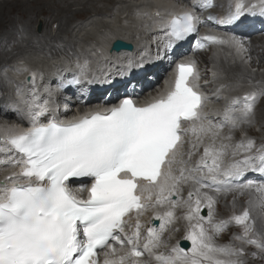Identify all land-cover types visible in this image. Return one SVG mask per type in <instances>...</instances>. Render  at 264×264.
I'll return each instance as SVG.
<instances>
[{"label":"snow or ice","instance_id":"6c2138e0","mask_svg":"<svg viewBox=\"0 0 264 264\" xmlns=\"http://www.w3.org/2000/svg\"><path fill=\"white\" fill-rule=\"evenodd\" d=\"M211 7L212 0H196L191 10L162 24L167 44L198 33L197 10ZM245 15L264 17V0H235L228 15H209L207 21L227 25ZM203 39L238 54L248 51L239 37ZM199 79L195 61L177 63L174 82L158 99L138 105L126 97L67 124L53 119L38 125L46 109L33 112L29 105L32 127L0 142V164L21 167L6 178L11 187L0 184V264H98V249L115 254L111 241L128 250L103 264H264V180L248 178L264 177V142L257 144L245 132L255 122L257 101L264 99V82L229 97L214 121L204 111L208 97L199 91ZM236 131L242 138L233 143ZM85 178L90 186L81 183L77 191L87 192V199H78L72 184ZM229 192L246 195L245 207L218 219V199ZM178 208L184 209L180 216ZM149 209L159 227L145 234L139 218ZM132 213L136 223L129 234L125 217ZM181 220L187 249L180 241L169 244ZM233 225L240 232L218 244L217 237ZM145 253L147 260H141Z\"/></svg>","mask_w":264,"mask_h":264},{"label":"bare ground","instance_id":"6f19581e","mask_svg":"<svg viewBox=\"0 0 264 264\" xmlns=\"http://www.w3.org/2000/svg\"><path fill=\"white\" fill-rule=\"evenodd\" d=\"M130 2L134 10L135 9H138V10L145 9L144 12L142 11L141 14L137 12H136L137 14L136 13L132 14L130 13V11L121 10L122 11L121 15L124 16V18L127 16L130 17V15L131 16L134 15L135 20H133L134 21L133 25L135 27H137L138 25L139 27H142V25L147 24L148 25V26L146 25L147 31L149 32H146V31L145 32L148 34L147 36L148 40L154 39L153 42H155L156 40L158 41L157 33H156L157 31L156 27L158 26L155 25L154 27L150 28L151 31L148 30L152 22V18L151 20L148 19L147 15L145 14L149 12L151 9H156V8H159L161 11H164L166 9H169L170 11H176V10L180 11L183 9L182 7H179V2L174 1V0H130ZM123 3L124 2L117 3L115 0H1L0 1V46L5 43L6 44L3 47V49L0 48V67L2 68L4 67V65H8L10 60L15 58L18 54L22 52L39 51V52H43V54L45 55L49 54L50 56L65 55L66 58L71 57L72 55H75V53L78 54L74 50L73 40L70 38V33H71L70 31H72V29L77 28L79 24L81 25L84 24L83 22H86L89 17H85L86 19L84 18L85 20L84 21L82 20L79 23H76V18L82 17L83 15H89V13L91 14L93 13L94 17L96 16L106 17L107 16L108 18L109 17L112 18L114 17V13L112 15V12H110V9H115L116 7L114 6L118 4L121 5ZM74 6H80L81 9H76L75 11H72V8ZM135 15L138 19L135 18ZM14 16L19 17L17 21L13 18ZM159 22L161 24V22L163 21L160 20ZM160 24H159V27H160ZM35 25L37 27V30L41 31L40 35H37V33H35L36 30L31 31V29ZM52 25H55V28L52 29L51 31V27H53ZM143 33L144 31L142 32V34ZM122 36H120V34L119 35L114 34L111 37H109V39L105 42V44L101 43L99 45V49L102 51V56L109 60V63L107 65L108 68L105 69L101 75H103L105 72L114 71V68L116 67V65L122 64V62H125V60H129L130 58H133V59L135 58V60L133 61L140 64L142 67L144 65L148 66L150 63H151V66L154 67L156 63L160 60L159 56H154V52H153L154 46L151 45L152 41L151 42L142 41L143 43L138 45L137 44L138 42L136 41L137 42L136 43L134 39L130 37H125V35L123 37ZM116 39L135 42L134 52L132 54L113 53L111 56H109L107 54L108 49L111 46V43ZM89 40L86 39L85 41H89ZM253 43L254 45L253 46L251 45V50L253 53L252 54L253 60H251L250 65L251 66L255 64L261 65L264 63V46H262L264 45V43L262 40H257V42H253ZM257 44L259 46L256 47L255 45ZM258 49H261L260 53H258L259 51ZM203 57L204 55H199V58H201L202 61L204 59ZM212 61L215 64V67L218 70L220 69V71L225 74L226 79L229 81L234 80L236 79V77L239 76L238 77L239 79H243L242 82L250 81L252 82V84H254L257 81L264 82V74H253L252 75L250 72H246L244 70L245 68L242 69V67L239 64H234L233 66H231L228 63H226L221 57H218L217 55L213 57ZM99 62L100 61H98V63ZM159 63L160 62H158V64ZM26 64H23V66ZM80 65L75 64L74 65L75 67L71 69L72 72H70V75H68L67 78H65L66 74L62 77V74L58 70V68H55V72L54 70L52 71L53 74L48 73L42 77L37 67L34 66V67L24 68L20 65L21 68L19 67L17 69L18 73L15 71L17 74H19L18 75L19 77H16V76L13 77V82L16 84L15 85L16 89L14 90V96H13L14 98H12V96L10 98L9 94H5V90L3 89L2 80H1L2 78H0L1 100L2 99L4 100L5 98H7L8 104L10 103L11 105L9 108L12 110H15L17 114H21L25 116V118H27L28 122L30 123L28 119L29 105H33L32 107L33 112H38L42 108H45L47 103L50 101L49 95L51 94V92H53L54 90H57V88L55 87L57 86V83H62L65 80L68 81L69 77L72 74L79 73L78 66ZM164 68H162V70ZM29 71H34L35 74H37V80L31 83L30 85H25L22 82L23 77H24V74ZM151 73H154V72H151ZM156 73H159V71ZM113 75H115V73H113ZM146 77H149V75H146ZM251 79H254V80L251 81ZM97 81L98 79L95 80V82ZM134 82H137V81H134ZM146 99L149 101V96H147ZM216 101L217 100H215V102ZM215 102L213 103V105H211V103L209 105L213 107L216 105ZM96 107L98 106L90 107L86 109L85 112H90ZM35 108H38V109H35ZM262 108L264 110V103H263ZM46 111H49V110H46ZM38 120L39 119L37 118V124L39 123ZM13 122L14 121L0 120V142H2L3 138L6 135H15L16 133H19L20 131H22V128L18 126V124L16 123L14 124ZM249 128L250 127L246 126V129H249ZM263 130H264V126H263ZM263 139H264V134H263ZM3 159H5V155L3 153H0V160H3ZM19 168L20 166L14 167L10 164H0V181H3L4 182L3 184H6L8 187H11V180H6V178L11 177L13 173H19ZM74 193L75 195H78L77 191H74ZM234 196H235V193H232V192L224 196L221 195L219 197V202H220L219 207L225 211H229L230 213H232L233 210H235L237 213L242 211L243 208L245 207L246 200L248 197L246 195L241 196V199L239 202H237V200L235 199V209H234L233 208V197ZM152 213L153 212L151 209L146 211L140 218V220H144L142 223L147 222L152 217L151 216ZM134 215L127 217V219L132 218ZM236 232L239 233L240 229H237ZM142 244L143 242H141V245L139 246L141 247L140 248L141 250H142ZM113 247L116 249L115 254L111 253L106 257L105 253H103V261L106 258L111 261H118L119 257L124 255V253L128 250V247H124V246L123 247L113 246ZM140 259L141 260L147 259V254L145 253L144 256H142Z\"/></svg>","mask_w":264,"mask_h":264},{"label":"rangeland","instance_id":"374dc122","mask_svg":"<svg viewBox=\"0 0 264 264\" xmlns=\"http://www.w3.org/2000/svg\"><path fill=\"white\" fill-rule=\"evenodd\" d=\"M115 1L117 3H119V2H124V3L121 5L118 4L115 9H110V12H112V15L114 13V17H112V18L111 17L108 18L107 16L106 17H103V16L94 17L93 13L92 14L89 13V15H83L82 17L76 18V23H79L82 20L84 21L86 19L85 17H89L86 22H83L84 24H82V25L79 24L77 26V28L72 29V31H70L71 32L70 38L73 40L74 50L78 54H80L81 57H85V59H86L85 60L84 58H82V59L78 60L76 64H79V65L81 64V66L83 64L85 66L89 65L91 67V70H95L97 66H96V63H93V62L98 63V61H100V57H102V51L99 49V45L101 43L105 44V42L109 39V37H111L114 34H118V35L120 34V36L125 35V37H130V38L134 39L135 42L137 41L138 43L137 42L136 43L138 45L142 44L144 41L145 42H151L152 41L151 45H153V46L157 45V44H155V43H157L156 41L153 42L154 39L148 40V37H147L148 34L146 32H149V31H147L146 25H142L143 28L139 27V25H138L137 26L138 28H137L133 25V22H134L133 20H135L134 15H132V16L130 15V17L127 16L125 18H124V16L121 15V13H122L121 10L130 11V13H132V14L133 13L135 14L136 12L141 14V12L142 11L144 12L145 9H141V10L135 9L134 10V8H132V4H131L130 0H115ZM131 8H132V10H131ZM76 9H81V7L80 6H74L72 8V11H75ZM13 18L17 21V19L19 17L14 16ZM135 18L138 19L136 17V15H135ZM52 26L53 27H51V31H52V29L55 28V25H52ZM31 31H35V33H37V35H40V32H41L40 30H37L36 25L33 26ZM143 31H144V33H143L144 35L142 34ZM141 36H142V38H141ZM137 37H138V39H137ZM86 39H88V40L90 39V40L85 41ZM5 44L1 45L0 48L3 49ZM84 47L87 48L86 50H87L88 54L91 56L90 59H89V56L87 55V52L84 51V49H83ZM258 50H259L258 53H260L261 49H258ZM82 52H84V53H82ZM224 53L222 51H219V52L217 51L213 55V57L215 55H217L218 57H221L226 63H228L231 66H233L234 64H238V63H233V60L230 59V57L224 56L225 55ZM47 55H49V54H47ZM47 55H46V57H47ZM61 56H62V59L66 58L65 55H61ZM213 57H212V59H213ZM22 59L24 60V62H20V63L14 62V61L22 60ZM251 60H253V58ZM251 60L249 61V59H246L245 63L240 65L242 67V69L245 68L244 70L246 72H250L252 75L253 74H264V63L261 65L255 64V65L251 66L250 65ZM50 61H49V59L47 61L44 60L43 59V52H39V51H28V52H22V53L18 54L15 58L10 60L9 64L11 66L8 64L7 65L8 69L4 70L6 73L5 76L3 77L0 75V78H2L1 80H2L3 89L5 90V94H9L10 98H11V96H12V98H14L13 96H14V90L16 89L15 88L16 84L13 82V77H15V76L19 77L18 76L19 74H17L18 73L17 69L19 67L21 68V66H22L24 68H28V67H34L35 66L39 69V71H45V70L51 68V66L49 67V65H48V62H50ZM58 62H60V61H58ZM88 62H90L91 64H88ZM68 63H69L68 61H62L61 66L62 67L64 65L66 66V64H68ZM23 64H26V65L23 66ZM214 69H215V71L211 72V78H212V80L219 82V85L224 84L225 90H224L223 96H228L230 94H234L237 92H240V93L246 92L249 89H251L250 84H252V82H250V81L249 82H245V81L242 82L243 79H239L238 78L239 76L236 77V79L229 81L226 79L225 74L223 72H221L220 69L218 70L215 67V64H214ZM53 70L55 72V69H53ZM52 71L50 73L53 74ZM70 72H72V71H70ZM70 72H68V74H66V78L68 77V75H70ZM252 80H254V79H251V81ZM257 82H260V81H257ZM257 82H255L254 84H256ZM217 85H218V83H217ZM237 85H239V86H237ZM6 88H7V90H6ZM2 100L0 97V102ZM218 100L215 102L216 105L213 106V107L217 108L216 109L217 111L220 110L219 108L221 106L220 105L221 102H220V100L219 101ZM263 103H264V99H261L255 108V122H254V124L250 126V129H245L246 135L250 136L252 139H254V141H261V139L263 138V134H264V130H263L264 110L262 108ZM5 105H7L8 107L11 106L10 103L8 104L7 101H6ZM238 133L241 134V132H239V131H238ZM236 139H237V136L234 133L233 134V140H236ZM233 143H234V141H233ZM222 196H224V195H222ZM235 199L237 200V202H239L241 199V196L235 193ZM219 203L220 202L218 200V204L216 205L217 218L222 219V218H227L228 216H230L232 213H230L229 211H225L222 208H220ZM205 214H206V210H205ZM178 224L179 225L176 228H178L179 231L173 232L171 234V239L169 241L175 240L178 238L182 239V237L184 236L185 222L183 220H181V221H178ZM237 229H239V228L234 226V225L230 226L226 232H223L219 237H217L216 242L218 244L228 243L230 241L232 235L237 233L236 232ZM167 238H168V236L165 239H167ZM252 250H253L252 248H248V251H252ZM143 260H147V259H143ZM152 264H155V262L152 261ZM255 264H260V262L257 260L255 262Z\"/></svg>","mask_w":264,"mask_h":264},{"label":"water","instance_id":"95a60500","mask_svg":"<svg viewBox=\"0 0 264 264\" xmlns=\"http://www.w3.org/2000/svg\"><path fill=\"white\" fill-rule=\"evenodd\" d=\"M122 49H128V50H131L132 49V46L130 44H127V43H124L122 41H115L113 44H112V47L110 49V53L112 52H118ZM181 246L185 247V248H188V243L187 242H182L181 243Z\"/></svg>","mask_w":264,"mask_h":264}]
</instances>
